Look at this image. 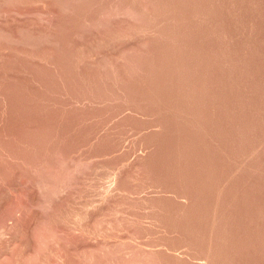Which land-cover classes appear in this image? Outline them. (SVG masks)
Instances as JSON below:
<instances>
[{"label":"rangeland","instance_id":"obj_1","mask_svg":"<svg viewBox=\"0 0 264 264\" xmlns=\"http://www.w3.org/2000/svg\"><path fill=\"white\" fill-rule=\"evenodd\" d=\"M0 264H264V0H0Z\"/></svg>","mask_w":264,"mask_h":264}]
</instances>
